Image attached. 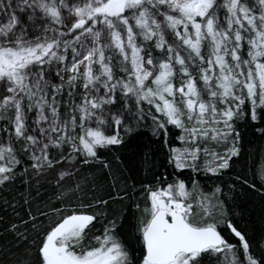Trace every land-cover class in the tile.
Listing matches in <instances>:
<instances>
[{
    "label": "snow or ice",
    "instance_id": "6c2138e0",
    "mask_svg": "<svg viewBox=\"0 0 264 264\" xmlns=\"http://www.w3.org/2000/svg\"><path fill=\"white\" fill-rule=\"evenodd\" d=\"M0 88V134H7L0 185L26 178L29 190L33 180L37 192L42 181L55 189L34 210L26 198L28 218L16 213L20 222L6 228L15 240L7 264H133L119 236L121 218L110 208L116 198L89 188L95 179L84 169L110 168L99 150L124 143L121 129L133 130L126 120L138 125L147 117L165 143L169 126L180 130L184 146L169 154L176 170L216 176L231 169L241 155L235 122L249 113L253 122L264 120V0H0ZM257 181L264 187V165L251 183L237 176L252 189ZM123 191L121 199H131ZM143 191L139 264L221 256L224 264H264V242L255 257L227 217L220 188L209 195L195 181L189 189L177 180ZM221 225L239 239L243 259Z\"/></svg>",
    "mask_w": 264,
    "mask_h": 264
},
{
    "label": "trees",
    "instance_id": "16d2710c",
    "mask_svg": "<svg viewBox=\"0 0 264 264\" xmlns=\"http://www.w3.org/2000/svg\"><path fill=\"white\" fill-rule=\"evenodd\" d=\"M223 3V0H219ZM225 13L220 12L223 17ZM170 43L174 42L175 37L172 34L167 36ZM207 55V48L204 50ZM206 52V53H205ZM242 55L247 57V46L245 45ZM114 68L118 75L120 65L114 61ZM195 76L196 73L194 72ZM197 80L199 78L197 77ZM54 82H59L58 78ZM175 84V82H173ZM197 87L202 90V95L207 98L206 91H203V83L198 82ZM58 100L61 98L58 97ZM67 100V96L63 97ZM147 111V105H144ZM119 108V105H117ZM116 109H114L115 111ZM64 109L61 108L63 114ZM35 118V113L30 114L29 120ZM131 124L132 132L125 133L121 129V135L124 137L122 145L113 146L108 149L99 150V159L110 168H105L101 164L95 167L84 169V174L89 180L95 179V185L90 184L89 188L96 192L97 195L104 196L108 199V193L111 192L112 197L116 198V202L110 205L113 212L121 218L120 232L122 234L121 241L129 252L130 259L133 264H139L141 256V241L137 231L139 217L141 211L136 206L139 204L140 210L143 208L142 201L145 198L143 191L145 186L166 187L168 183L182 180L186 186L191 189L193 182H196L199 190L205 194H211L216 188H220L221 192L217 193L220 201L224 202L227 217L230 218L238 230L245 235L250 242L251 252L255 257L259 256L257 247L259 242H264V187H261L257 181L255 189L248 185L237 182V176H246L249 183L252 182L253 172L261 165H264V120L253 122L250 113L241 117L235 122V130L239 133V147L241 155L233 158L232 167L229 170H223L220 174L212 176L203 171L195 173L191 169L176 170L169 163V154L171 148H182L184 145L178 140L180 130L169 126L167 143L163 131L154 132V125L151 117L139 122L125 121V126ZM3 127V123H0ZM113 130H108V134H112ZM7 134H0V142L6 144ZM228 146H231L230 143ZM216 147V146H213ZM225 146L217 147L222 152ZM202 162V161H201ZM18 172V176L22 173ZM167 177L165 184H158V178ZM113 177L117 179L114 181ZM26 179V178H24ZM24 179L17 178L13 182L0 185V264H7V261L14 254V237L6 231L11 223H19L16 213L27 219L28 205L24 203L26 198H32L33 210L37 207H43L45 203L52 199L55 189L49 185L47 181H42V187L37 192L36 182L32 181V188L29 190L28 184ZM133 193L131 199L121 197L124 196V189ZM120 189L121 191H117ZM91 195V192L89 193ZM53 202H55L53 200ZM60 206V205H58ZM145 207V206H144ZM15 208V211H13ZM111 219V216L109 217ZM47 224V221H45ZM97 229L102 231V225L97 224ZM228 241L238 249V255L243 259V250L239 239L231 233L226 227L221 225L219 229ZM23 231V229H21ZM96 234H100L97 232ZM131 240V247L128 248L127 240ZM231 259V257H229ZM204 264H224V257L221 256L217 261L213 258L210 262L205 258Z\"/></svg>",
    "mask_w": 264,
    "mask_h": 264
},
{
    "label": "rangeland",
    "instance_id": "374dc122",
    "mask_svg": "<svg viewBox=\"0 0 264 264\" xmlns=\"http://www.w3.org/2000/svg\"><path fill=\"white\" fill-rule=\"evenodd\" d=\"M205 53H206V52H205ZM205 56H207V55H205ZM173 82H175L174 87H176V88H179V87L181 86V83H182V81H181V79L179 78V76H177L176 79H174ZM4 94H5V90L2 89V88H0V100H2ZM177 99H178V97H177ZM223 151H224V150H222V152H223ZM23 167H24V166H23ZM142 205H143V208H144V206H145V198H144V200L142 201ZM134 206H136V205H134ZM143 208L141 209V211L143 210ZM119 236H120V239H123V238H122V234H121V232H119ZM130 242H131L130 239L127 240V244L129 245L128 248H130L131 245H132V243H130Z\"/></svg>",
    "mask_w": 264,
    "mask_h": 264
}]
</instances>
